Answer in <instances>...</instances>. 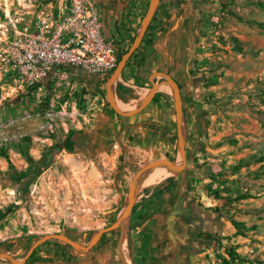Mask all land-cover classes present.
<instances>
[{"label":"rangeland","instance_id":"obj_1","mask_svg":"<svg viewBox=\"0 0 264 264\" xmlns=\"http://www.w3.org/2000/svg\"><path fill=\"white\" fill-rule=\"evenodd\" d=\"M59 1L0 0V48L10 36L11 19L29 18ZM141 3L140 27L150 0ZM186 4L196 23L191 73L202 87L194 88V97L185 95L181 105L185 164L174 175L162 173L147 187L141 185L121 248L120 230L106 236V245L87 253L49 240L24 264L45 260L55 243L65 255L57 264H144L133 255L130 223L138 217L157 228L147 237V250L169 245L184 250L169 259L153 255L155 262L223 264L225 259L230 264H264V0H159L152 16L156 30L144 37L151 40L168 28L167 21L181 16ZM135 37L120 45L121 57ZM107 82L101 87L70 75L29 85L0 60V256L19 262L47 234L87 246L98 230L115 222L141 168L160 157L179 159L175 112L163 143L149 146L136 133L123 132L125 126L108 102ZM160 97L153 98L157 102ZM68 135L74 142L71 153L62 148ZM169 181L180 184L187 201L200 196L198 188L222 200L207 212L198 211L197 226L187 218L179 236L176 216H156L151 200ZM241 195L246 198L237 200ZM231 220L242 224V236L235 235ZM206 231L218 236L217 245L200 237ZM229 249L239 259H229ZM0 264L16 263L0 257Z\"/></svg>","mask_w":264,"mask_h":264},{"label":"crops","instance_id":"obj_2","mask_svg":"<svg viewBox=\"0 0 264 264\" xmlns=\"http://www.w3.org/2000/svg\"><path fill=\"white\" fill-rule=\"evenodd\" d=\"M96 1L102 20V35L105 39L113 40L123 46L127 44L131 36L138 34L142 17V0ZM196 12L194 10V13ZM190 17V9L186 4L182 15L167 21L168 28L156 33L149 45L145 43L139 45L137 51L127 60L113 84V101L119 107L125 108L124 112H130L141 104L150 92L151 89L148 87L152 86V83L160 84L156 94L159 93L161 97L157 102L151 101L141 112L131 117L119 116V122L125 126L123 132L128 136L136 133L137 138L141 137L139 141L143 140L149 146L162 142L167 135L166 131L170 130L171 119L173 112H175L173 93L170 92V87L164 83L163 77L170 78L178 85L182 102L185 95L194 97L193 91L197 85L202 87L200 79L191 73L190 60L196 45V23ZM113 74L114 71L109 75L107 81L111 79ZM73 76L81 75L74 74ZM84 80L94 84L89 79ZM159 80L161 81L159 82ZM118 85L122 92L118 93ZM100 86L102 87L103 84ZM161 87L163 88L162 90H160ZM188 105H194V103L188 102ZM121 141H123V138ZM169 183L170 181L162 184L161 187L163 188ZM179 187L180 184L176 183V188H174L172 194L164 195L161 205L152 201L156 204L154 209L156 216L165 215V213L176 216L174 220L177 221L176 224H178L180 236L184 232L183 225L187 218L193 219L194 222L192 221V223L196 224L198 211L207 212L206 209L214 204L216 205L217 201L222 199L215 200L212 194L209 196L204 195L199 190L200 188H196V193L200 196H195L187 201L186 196L180 193ZM130 225L134 226V236H132L136 245L133 250L134 258H140L144 264H165L162 260L157 262L152 260L153 255L156 254H162L164 259H169L171 257L170 254L184 252L183 248L180 249L177 246L179 248L176 249L170 245L168 248L147 250V237L150 235L149 233H154L157 228L152 227L150 221L148 223H140L138 220H132ZM206 232L209 234V231ZM213 236L218 237L217 235ZM182 246L186 249L183 243ZM52 257L53 253L49 254L45 260H39L32 264L59 263L58 259L52 262L46 261ZM199 264H204V262Z\"/></svg>","mask_w":264,"mask_h":264},{"label":"built area","instance_id":"obj_3","mask_svg":"<svg viewBox=\"0 0 264 264\" xmlns=\"http://www.w3.org/2000/svg\"><path fill=\"white\" fill-rule=\"evenodd\" d=\"M8 27L0 60L29 85L74 74L101 85L120 61V45L102 35L95 0H60Z\"/></svg>","mask_w":264,"mask_h":264},{"label":"water","instance_id":"obj_4","mask_svg":"<svg viewBox=\"0 0 264 264\" xmlns=\"http://www.w3.org/2000/svg\"><path fill=\"white\" fill-rule=\"evenodd\" d=\"M158 3H159V0H150L148 10L145 14V17H144V20L141 24L140 30L135 37L134 43L129 48L128 52L125 53V55H123L121 57L116 69L114 70L113 76L111 77V79L107 83L108 102H109L110 106L112 107V109L114 110V112L120 117H131V116L141 112L152 101L154 95L156 94V92L160 86V84L152 83V88H151L150 92L147 94L146 98L141 102V104L138 105L137 108H135L134 110H132L130 112H124L123 110L118 108L116 106V104L114 103L113 99L111 98V90L113 91V84L115 82V79L117 78L121 69L125 66L127 60L130 58V56L136 51V49L141 44L142 39L144 37V34L147 31V28L151 22L152 16H153V14L157 8ZM163 78H164V83L170 87V89L172 90L173 96H174V108H175V115H176L177 135H178L179 145H180L182 153H183V158L177 159V158H172V157H168V156L160 157V158H156V159L152 160L151 162L146 164L143 168H141L138 171V173L135 175L133 182L129 188V196H128L127 204L123 208V210L119 213L115 222L113 224H111L110 226H107L105 228L98 230L87 246H85V247L80 246L79 244H77L73 240H71L68 237L61 235V234H47L32 244L31 248L29 249L27 255L24 257L23 260L16 262L15 260H13L8 255H2V256H0L1 258L11 260V261L15 262L16 264H24L25 261L27 260V258L32 254V252L36 249V247L38 245H40L41 243H44L46 241H49V240H56V241L63 242L65 244L71 246L76 251L87 253L93 247H95L98 244L99 240L101 239V237L104 234H108L110 232L117 231V230L121 231V235H120L119 242H118V245L121 248L122 239H123V236L125 234L124 233V226H125L126 220H129L131 215H132L133 206L136 202L137 196H138L140 189H141V183H142L141 181H142L143 174L146 171H148L154 167L165 166L167 164H173L176 168L179 166H183L185 164L186 158H187V152H186V149L184 148L183 138H182V134H181V117H182L181 116V105H182V101H181V97H180V93H179V87L170 78H168V77H163ZM122 262H123V260H122ZM123 264H125V263H123Z\"/></svg>","mask_w":264,"mask_h":264},{"label":"trees","instance_id":"obj_5","mask_svg":"<svg viewBox=\"0 0 264 264\" xmlns=\"http://www.w3.org/2000/svg\"><path fill=\"white\" fill-rule=\"evenodd\" d=\"M178 3H181V2H178ZM153 21H154V18L152 19L150 25L148 26L147 31L145 32L144 36L149 37V35L156 30V26L153 24ZM159 29H160V27H159ZM151 38H153V36ZM151 42H152V39L151 40H148V38L144 37V39L142 40L141 43H145V44L149 45ZM121 55H122V53H121ZM121 55L119 57V60L121 58ZM203 88H206V85L205 84L203 85ZM119 90H120V86L118 85L117 91L119 92ZM152 101L153 102H156L155 98H153ZM188 101H195V100L194 99L193 100L191 99V100H188ZM62 148H63V150H65L68 153L73 152V150H74V142L71 140V135H68L66 137V139L63 142ZM170 184H172V185H170ZM174 188H176V183L175 182H170L167 186H164L163 188L161 187V189L156 190L155 193H154V195H153V197L151 198V200H153L158 205H161L162 202H163L164 195L165 194H172ZM212 196L214 197L215 200L220 199V196L217 193H214V194L212 193ZM245 198H246V196L241 195V196H238L236 199L237 200H243ZM138 219H139V221L141 223H143V221H144L143 217H140V218L138 217ZM231 224L236 229L235 235L242 236L243 235V231L241 230L242 227H243L242 224L239 223V222H237V221H235V220H231ZM114 232L115 231L110 232L108 234H104L101 237V239L99 240V242H98V244H97L96 247H98L100 245L101 246L102 245H106L105 242H104V239L106 238L107 235L113 234ZM200 235H201L200 237L203 238L204 240H207V241L212 240L217 245L218 239L215 236H213L211 234H208V233H202V234L200 233ZM59 248H60L59 247V244L58 243H55L54 246H53V257L47 259L46 260L47 262H52V261H55L57 259H61V258H64L65 257V255L62 254V252H58ZM226 255L231 260H237V259H239V256H237V253L233 249L227 250L226 251ZM33 257H34L33 255L30 256V261H32ZM222 262H223V264H230L229 261L228 260H225V259Z\"/></svg>","mask_w":264,"mask_h":264},{"label":"bare ground","instance_id":"obj_6","mask_svg":"<svg viewBox=\"0 0 264 264\" xmlns=\"http://www.w3.org/2000/svg\"><path fill=\"white\" fill-rule=\"evenodd\" d=\"M111 98L113 99L112 90H111ZM117 107L120 108L121 110H125V108H123V107H119V106H117ZM181 156H182V152H179V159L181 158ZM176 170H177V168L175 166L154 167V168L146 171L143 174L141 185L143 187H147L151 183V181L155 179L154 178L155 176H156V178H159V177H161L162 173L169 174V175H174V174H176ZM123 240H124V236H123V239H122V243H123ZM122 243H121V246H122Z\"/></svg>","mask_w":264,"mask_h":264}]
</instances>
